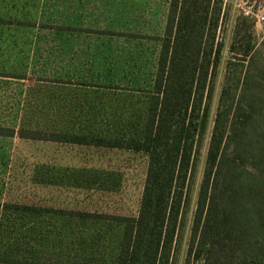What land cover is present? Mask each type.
<instances>
[{
	"label": "rangeland",
	"instance_id": "1",
	"mask_svg": "<svg viewBox=\"0 0 264 264\" xmlns=\"http://www.w3.org/2000/svg\"><path fill=\"white\" fill-rule=\"evenodd\" d=\"M224 2L223 50L175 264H203L190 253L191 227L222 88L227 81L233 101L246 75L264 72V0ZM168 7L0 0V264H117L122 218L138 213L149 162L126 145L144 137ZM34 134L42 139L24 137ZM51 134L124 147L45 139Z\"/></svg>",
	"mask_w": 264,
	"mask_h": 264
},
{
	"label": "trees",
	"instance_id": "2",
	"mask_svg": "<svg viewBox=\"0 0 264 264\" xmlns=\"http://www.w3.org/2000/svg\"><path fill=\"white\" fill-rule=\"evenodd\" d=\"M224 1L169 0L144 137L126 145L146 151L149 162L138 213L122 218L117 264L174 260L223 50ZM238 19L251 26L247 16ZM251 48L248 42V71L256 64ZM263 74L246 75L233 101L227 81L221 91L191 227L190 253L203 264H264V85L255 82ZM51 135L45 139L122 146Z\"/></svg>",
	"mask_w": 264,
	"mask_h": 264
},
{
	"label": "built area",
	"instance_id": "3",
	"mask_svg": "<svg viewBox=\"0 0 264 264\" xmlns=\"http://www.w3.org/2000/svg\"><path fill=\"white\" fill-rule=\"evenodd\" d=\"M259 19H262V20H264V16H260V17H259Z\"/></svg>",
	"mask_w": 264,
	"mask_h": 264
}]
</instances>
